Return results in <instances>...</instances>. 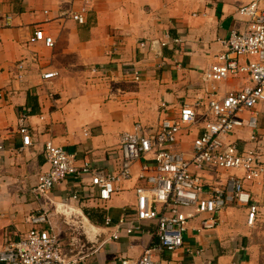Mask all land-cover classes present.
<instances>
[{"label":"crops","instance_id":"obj_1","mask_svg":"<svg viewBox=\"0 0 264 264\" xmlns=\"http://www.w3.org/2000/svg\"><path fill=\"white\" fill-rule=\"evenodd\" d=\"M251 1L90 0L87 22L80 24L72 13L86 0H0V250L31 228L27 218L39 209L51 213L59 237L70 228L84 229L92 237L95 250L82 264H122L138 259L148 247L156 249L152 223L118 240L112 238L115 229L105 224L108 215L117 221L124 211L134 210L142 161L135 164L132 179L118 183L110 200H71L72 193L83 194L84 183L68 179L47 194L37 191L39 176L49 168L45 143L77 153L79 164L90 161L105 173H115L122 135L137 123L153 129L164 117H178L185 104H205L210 92L242 89L249 83L245 75L213 83L204 81L203 73L224 50L222 40L244 28L239 8ZM40 28L54 37V47L29 42ZM167 33L184 41L170 42L156 56L151 42L166 40ZM35 52L38 61L33 60ZM133 67L142 74L141 81L127 73ZM51 71L59 76L43 79ZM163 102L170 104L166 112ZM24 111L30 113L33 144L22 149L18 118ZM204 111L202 106L199 113ZM201 125L184 129L181 149L191 148ZM259 125L264 136V113ZM250 137L249 129H239L230 139L243 148L252 146ZM242 174L210 172L207 180L225 182ZM247 186L260 204L254 226L248 224L245 209L229 207L216 230L198 231V218L186 232L183 249L169 253L157 248L156 259L162 264H264V180Z\"/></svg>","mask_w":264,"mask_h":264},{"label":"built area","instance_id":"obj_2","mask_svg":"<svg viewBox=\"0 0 264 264\" xmlns=\"http://www.w3.org/2000/svg\"><path fill=\"white\" fill-rule=\"evenodd\" d=\"M89 11L90 0H86L79 11L72 13V19L85 24ZM239 14L244 28L232 30L222 40L224 50L204 71L203 77L204 81L214 83L245 75L249 77L246 86L224 95L210 92L205 104H185L178 117H164L156 128L148 130L137 123L132 131L122 135L120 168L115 173H105L90 161L79 164L77 153L47 141L45 157L49 168L39 176L37 191L47 194L57 184L72 179L84 183L85 191L82 195L72 193L71 200L108 201L119 190L118 183L133 178L135 164L142 161L144 168L138 176L142 183L135 188L134 210L124 211L117 221L109 215L105 217L106 226L115 229L114 240L122 235L132 236L142 225L152 223L159 242L157 248L175 253L184 248L185 235L193 221L200 218L198 231H214L221 222V214L234 206L245 209L248 224L254 226L260 204L247 185L264 180V136L260 134L259 125L264 113V0H252L241 6ZM6 20L9 24L12 16H7ZM2 28L4 26L0 25V33ZM166 36L164 41L151 42L156 56H162L160 48L170 42L182 44L184 41L183 37L173 38L169 33ZM29 42L43 43L48 48L56 43L54 37L41 28L34 31ZM141 46L145 47L146 42ZM38 58V54L33 53V60L38 61ZM19 69L22 71L19 79H23L24 62H20ZM127 73L136 81L142 79L135 67L129 68ZM58 76L57 71L42 74L45 80ZM0 96H3L2 91ZM169 105L163 102L161 110L166 112ZM202 106H205L203 115L199 113ZM29 114L24 111L18 118L22 149L33 144ZM201 121L191 148L181 149L184 129L198 126ZM239 129L251 131L252 146L241 148L238 140L230 139ZM229 170L243 174L231 175L225 182L207 180L210 172ZM27 222L31 228L0 250V264H82L84 257L75 256L64 247L52 226L51 213L39 209L28 216ZM156 249L148 247L138 259L122 264H162L156 259ZM187 251L193 252L190 247ZM195 252L200 255L202 250Z\"/></svg>","mask_w":264,"mask_h":264},{"label":"rangeland","instance_id":"obj_3","mask_svg":"<svg viewBox=\"0 0 264 264\" xmlns=\"http://www.w3.org/2000/svg\"><path fill=\"white\" fill-rule=\"evenodd\" d=\"M64 233L65 234L60 233V238L64 247L71 254L79 257H85L87 254L95 250L93 246L94 244L91 240L92 237L88 236L84 229L70 228Z\"/></svg>","mask_w":264,"mask_h":264},{"label":"trees","instance_id":"obj_4","mask_svg":"<svg viewBox=\"0 0 264 264\" xmlns=\"http://www.w3.org/2000/svg\"><path fill=\"white\" fill-rule=\"evenodd\" d=\"M93 219V218H92Z\"/></svg>","mask_w":264,"mask_h":264}]
</instances>
